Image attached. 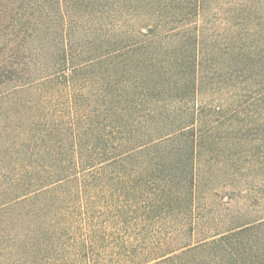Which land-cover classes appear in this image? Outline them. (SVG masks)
Segmentation results:
<instances>
[{"label": "trees", "instance_id": "16d2710c", "mask_svg": "<svg viewBox=\"0 0 264 264\" xmlns=\"http://www.w3.org/2000/svg\"><path fill=\"white\" fill-rule=\"evenodd\" d=\"M220 1L0 0V264H264V28Z\"/></svg>", "mask_w": 264, "mask_h": 264}, {"label": "rangeland", "instance_id": "374dc122", "mask_svg": "<svg viewBox=\"0 0 264 264\" xmlns=\"http://www.w3.org/2000/svg\"><path fill=\"white\" fill-rule=\"evenodd\" d=\"M219 4L221 10L219 18L220 36H222L221 40L226 50H229L232 43L230 35H228V32H232L231 27H235L236 36L234 38L239 44H241L239 41L241 39L244 42L248 40L250 42L259 41V35L256 32L257 29L264 28V0H221ZM199 167L202 172L203 162L199 164ZM216 187L220 188L219 186Z\"/></svg>", "mask_w": 264, "mask_h": 264}]
</instances>
